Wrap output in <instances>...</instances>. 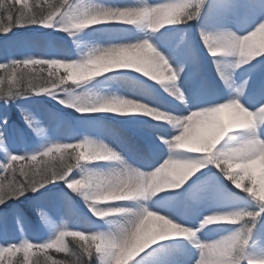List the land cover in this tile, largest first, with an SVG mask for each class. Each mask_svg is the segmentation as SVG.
<instances>
[{"label": "clouds", "instance_id": "clouds-1", "mask_svg": "<svg viewBox=\"0 0 264 264\" xmlns=\"http://www.w3.org/2000/svg\"><path fill=\"white\" fill-rule=\"evenodd\" d=\"M208 2L0 0V36L38 27L63 33L73 45L65 53L44 38L42 46L0 58V102L16 105L38 140L30 150L13 151L8 116L0 115V205L57 183L67 189L60 194L63 211L36 202L44 240L30 239L23 217H14L19 239L0 241V264H144L142 254L173 239L190 246L188 264H264V99L246 102L253 82L246 69L264 63V0H249L261 15L240 30L227 23L208 27ZM192 22L227 89L220 101H190L180 83L189 59L198 61ZM85 33L106 38L85 40ZM183 49L189 58L177 59ZM153 84L186 113L159 102ZM34 97L80 116L146 117L160 158L148 166L130 160L100 134L111 129L107 122L73 120L53 110L46 121L18 103ZM207 169L215 172L204 180L214 181L225 197L195 225L183 223L168 211L166 196H179ZM216 229L217 235L201 237Z\"/></svg>", "mask_w": 264, "mask_h": 264}, {"label": "rangeland", "instance_id": "rangeland-1", "mask_svg": "<svg viewBox=\"0 0 264 264\" xmlns=\"http://www.w3.org/2000/svg\"><path fill=\"white\" fill-rule=\"evenodd\" d=\"M261 15L259 7L253 6L249 0H240L238 4H231L229 0H209L204 22L208 27H214L219 24H230L238 30L246 27L249 23ZM241 19V20H238ZM240 25V26H238ZM197 25L191 23L192 44L198 55V61L193 63L189 59V65L185 74L181 78V85L188 94L190 101H220L227 97L228 92L225 85L221 82L212 65V58L208 55L199 35L196 31ZM44 38H51L59 49L65 53H70L73 50L71 41L60 32L44 30L37 28L36 30H26L20 35L12 34L7 37L6 47L0 44V58L6 56L10 51L19 55L26 50V45L42 46ZM106 37L100 33H85L83 39H105ZM162 45L165 50H168L169 43L166 38H162ZM189 52L187 49L181 50L177 54V59H188ZM253 73V82L246 97V102L255 104L260 99H264V63L258 64L254 68L246 69ZM239 73L237 77L239 78ZM102 81V78H100ZM152 83V82H148ZM103 86L102 83L101 85ZM152 87L158 94V100L169 108L186 113L182 105L176 106L167 94H165L159 85L153 84ZM22 105H27L33 111L40 114L42 117H47L50 110L63 113L65 117L70 118L66 114V109L59 106L55 101L47 97H34L28 100L20 101ZM192 106H195L194 104ZM14 112L13 105L4 106L0 103V115L8 116L7 133L9 146L13 151H21L31 149L38 143L37 138L27 128L20 116L17 117V122L12 123L11 117ZM75 113V112H74ZM77 114V113H76ZM79 115V114H78ZM79 120L107 122L112 127L110 130H102L100 134L106 136L112 143L116 144L130 160L141 166H148L149 163H155L161 155L162 149L159 142L155 139L154 131L150 126L151 122L146 117H114L111 114H94L80 117ZM30 131V132H29ZM29 132V133H28ZM2 157V155H0ZM213 169H207L204 172L197 174L192 180L178 190L180 195L168 193L165 203L168 205V211L178 220L183 223L195 225L199 217L211 210L213 207L220 206V201L225 197V193L218 190L214 181H206L204 177L211 176L214 173ZM194 182V183H193ZM193 183V184H192ZM227 188L233 186L225 182ZM50 191L44 193L39 201L48 207H59L64 210V201L60 194L66 192L62 183L53 184L50 186ZM235 193L238 190L235 188L230 190ZM75 206H77L84 215H90L84 208L82 203L77 202V198L73 197ZM15 211L14 217L20 214L23 217L26 234L34 241H42L47 237L46 230L41 227V230L31 222V219L21 213L20 209ZM6 216V215H4ZM8 217V216H7ZM7 217L2 219V235L0 241L19 239V232L15 222L9 224ZM216 230H206L201 233L204 239L211 238L218 234ZM194 255L190 246L181 243L178 239L161 241L153 245L148 250L147 254H142L144 264H165V261L176 259L180 264H188L189 257Z\"/></svg>", "mask_w": 264, "mask_h": 264}, {"label": "trees", "instance_id": "trees-1", "mask_svg": "<svg viewBox=\"0 0 264 264\" xmlns=\"http://www.w3.org/2000/svg\"><path fill=\"white\" fill-rule=\"evenodd\" d=\"M37 28L38 27H30L27 29H14L13 32L11 33V35L12 34L20 35L21 32H23V31L36 30ZM6 39H7V37L0 36V43L5 44ZM18 103L22 104L20 101ZM13 108H14V112H12V117H11L12 123L17 122L18 121L17 117L20 116V113H19L16 105H13ZM66 114L73 120H79L80 117H83V116H80V115L74 113L72 110H69V109H66ZM0 158H2V157L0 156ZM4 174L7 175V173H4ZM17 178L23 179L22 177L19 176V174H17ZM50 186L51 185H49L45 189H42L41 192L36 194V195L29 193L27 196L21 198L19 201H11L10 200L5 205H0V235H2V219L8 216L7 219L9 221V224L12 225V223L14 221V213H15V211H17V209H20L21 213H23V215H26L27 217H29L31 219V222L37 227V229L41 230L42 226H41L37 216L35 215L34 208H35V205H36L38 198H40L44 193H46L52 189V188H50ZM77 200H78L77 202L79 203L78 198H77ZM4 215H6V216H4Z\"/></svg>", "mask_w": 264, "mask_h": 264}, {"label": "snow or ice", "instance_id": "snow-or-ice-1", "mask_svg": "<svg viewBox=\"0 0 264 264\" xmlns=\"http://www.w3.org/2000/svg\"><path fill=\"white\" fill-rule=\"evenodd\" d=\"M0 160H2V158H0ZM4 163H6V161H3ZM0 172H4L3 168H0Z\"/></svg>", "mask_w": 264, "mask_h": 264}, {"label": "bare ground", "instance_id": "bare-ground-1", "mask_svg": "<svg viewBox=\"0 0 264 264\" xmlns=\"http://www.w3.org/2000/svg\"><path fill=\"white\" fill-rule=\"evenodd\" d=\"M175 105H176V106H181V105H179L178 103H175Z\"/></svg>", "mask_w": 264, "mask_h": 264}]
</instances>
